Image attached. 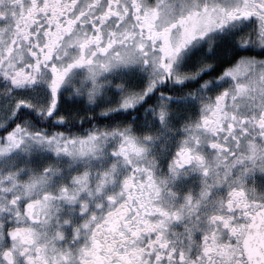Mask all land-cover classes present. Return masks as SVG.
<instances>
[{"label": "snow or ice", "instance_id": "snow-or-ice-1", "mask_svg": "<svg viewBox=\"0 0 264 264\" xmlns=\"http://www.w3.org/2000/svg\"><path fill=\"white\" fill-rule=\"evenodd\" d=\"M0 264H264V0H0Z\"/></svg>", "mask_w": 264, "mask_h": 264}]
</instances>
